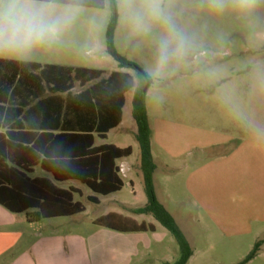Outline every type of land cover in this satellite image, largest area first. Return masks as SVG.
<instances>
[{"label":"rangeland","instance_id":"1","mask_svg":"<svg viewBox=\"0 0 264 264\" xmlns=\"http://www.w3.org/2000/svg\"><path fill=\"white\" fill-rule=\"evenodd\" d=\"M116 2V49L141 65L151 78L148 109L152 126L158 129L160 146L156 145V149H164L155 186L159 199L176 216L194 250L187 264H236L257 241L263 240L264 225L256 218L264 216V168H215L214 202L210 210H204L197 208L185 192L187 177L176 174L177 168H192L191 157L177 155L191 149L192 142L204 144L232 136L228 146L210 149V158L227 153L243 140V157L249 165L258 163L253 161L259 159L253 149L264 147V0ZM55 5V15L61 18L57 39L28 50L5 48L0 50V57L99 67L106 72L117 69V61L106 51L110 0H105L102 9ZM129 118L132 115L126 121ZM160 119L167 130H159ZM103 142L131 145L135 151L127 163L140 160L138 142L130 132L112 131L107 140H96V144ZM121 166L125 167V162ZM32 176L48 177L62 188L73 185L81 189L75 200L81 201L86 211L49 221L61 232L95 231L100 227L94 223L96 218L110 210L119 211L113 199L129 200L133 207L146 202L142 178L136 179L137 197L132 199L124 168L126 187L113 198H102L78 181L57 182L40 167ZM89 195L98 197L101 203L90 201ZM146 217L157 224L165 240L156 244L151 232H147L152 251L146 249L145 241L138 244L139 252L131 256L128 264L177 260L180 251L173 235L152 215ZM227 225L230 231L222 228ZM122 243L125 242L117 245L129 246ZM260 251L248 264H264V248ZM125 261L121 255L119 263Z\"/></svg>","mask_w":264,"mask_h":264},{"label":"trees","instance_id":"2","mask_svg":"<svg viewBox=\"0 0 264 264\" xmlns=\"http://www.w3.org/2000/svg\"><path fill=\"white\" fill-rule=\"evenodd\" d=\"M45 2L102 9L105 0ZM110 3L112 14L106 33V51L120 68L132 69L138 78L132 116L138 128L136 140L141 152L140 166L147 202L134 208L133 213L152 215L177 241L178 259L165 264H187L193 255L192 246L174 216L159 201L155 188L157 166L151 150L152 129L146 103L151 78L141 65L117 51L115 31L119 14L116 0H110ZM27 74L30 77H26ZM102 75L100 69L0 58V205L12 213H25L29 222L69 217L86 210L81 201H75L74 194L78 191L74 188L58 187L46 177H31L36 166L50 173L55 181L76 180L97 194L108 195L122 189L124 183L117 160L130 156L133 148L108 143L96 145L95 141L97 137L106 138L107 132L120 122L123 93L134 86V80L130 74L120 71L113 72L108 78ZM93 79L98 81L80 94L70 92L74 81L87 83ZM22 83L45 84L50 92L35 105V110L43 108L49 116L39 127L25 125L26 114L31 112V108H25L30 103H15ZM64 92H68L65 97L60 95ZM88 199L97 202L96 197ZM94 223L124 233L155 231L151 223H138L116 213L101 216ZM263 243L264 240L257 241L248 255L236 264L251 261Z\"/></svg>","mask_w":264,"mask_h":264},{"label":"crops","instance_id":"3","mask_svg":"<svg viewBox=\"0 0 264 264\" xmlns=\"http://www.w3.org/2000/svg\"><path fill=\"white\" fill-rule=\"evenodd\" d=\"M62 5H66V4H62ZM71 6H75V5H71ZM77 7H82V6H77ZM3 59L30 61V60H21V59H13V58H3ZM32 62H37V61H32ZM44 64H55V63H44ZM62 66H66V65H62ZM68 67H84L90 69L103 70L102 68L99 67H90V66L68 65ZM119 71L130 74L133 77L134 86L123 93L124 103L121 108V120L118 123V125L112 127L107 132L106 138L101 139L97 137L96 140L97 139L103 141L107 140L109 134L112 131H118V130H120L121 132H130L136 138V133L138 131V128L133 116L132 118H129L126 121L127 117H130L132 115L133 97L138 84V78L136 73L132 69L120 68L118 65L117 69H114L110 72H106L105 70H103L102 77L108 78L113 72H119ZM34 73H38V72L35 71ZM26 77H30V74H27ZM97 81L98 79H93L85 83V81L76 80L74 81L73 87L70 89V92L74 95L80 94L85 89L95 84ZM77 87H79V89H77ZM149 88L147 90V94ZM41 93L42 95H40ZM67 94L68 92H64L61 93L60 95L65 97L67 96ZM147 94H146V103H147ZM49 95L50 92L48 91V88L45 84L43 85L39 83L37 85H29L27 83L20 84L15 103L18 105L20 104L25 105L28 102L30 103V105L25 108V109L31 108L30 114H26L25 117L27 121L25 125L27 127H32V128L39 127L40 125L45 124V122L48 121L49 118L48 113L44 112V110H42L43 108L35 110V105L40 99L44 97H48ZM147 112L152 129L151 150H152L153 159L157 166L156 169L157 171L159 168V160L161 161L163 157L164 149H160L158 147L156 149V145L160 146V139L158 137L157 127L152 126V120L148 109V103H147ZM158 123H159L158 127L160 131L163 128L164 130H167L166 124H164V120L162 121L160 119ZM211 140L212 141H209L208 143H204V144H200L197 141L192 142L191 149L183 151L179 155H177V157L182 155H190L191 157L192 168H177L176 174L187 177L186 180L188 179V181H187V185L185 184V192H187L189 197L192 199L193 204L197 208L201 207L204 210H210L211 204L214 202L215 195L212 186L216 181L214 177L215 168H264L263 146L261 145H259L258 147L255 146V148L253 149L255 157H259V159L253 160V161H258L256 166H254L252 165V163L249 165L247 159L243 157L245 156L243 155L244 154L243 147L245 145V142L243 140L237 143L236 146H234L232 149L227 150L226 151L227 153H222V155L215 154L214 157L210 158V152L213 149L216 150L217 147L228 146L227 144L228 143L230 144L231 141H233L232 136H229V138L223 140H217V139H211ZM102 144H107V143L103 142L96 145H102ZM108 144H114L115 146L120 148L131 146V145H124L122 143L119 144L108 143ZM131 147L133 148V153L128 157L118 159L117 164L120 166L122 179H123V168H124V172L127 174L129 180L128 185L132 193V199H135L137 197V186H138L136 179L142 178L143 180V175L141 171L140 160H137L135 163H127L128 159L134 154L135 151L134 147L133 146ZM140 156H141V152H140ZM122 162H125V167L121 166ZM37 167L40 166L34 167L33 172L30 173L31 177H40V176H32V174L35 171V168ZM63 182H67V181H63ZM154 182H155V174H154ZM123 183L124 185L122 189L117 192L108 195H101L97 193L94 194L99 195L102 198L116 197L125 189L126 182L124 181V179H123ZM69 188H74L75 190L78 191L76 193H79L81 195V189L79 187L71 185ZM69 188H64V189H69ZM75 194H74V199H75ZM90 196L95 197L94 195H89V197ZM96 198L99 201V203H101V200L98 197ZM75 201H79V200H75ZM112 201L119 208V211L110 210L101 216H105L110 213H116L124 217L133 219L138 223L141 222L151 223L155 226V231L151 232V237L153 238L155 243L161 244L165 240L166 236L164 233L160 234L158 232L157 224H155L152 220H150L151 218L146 217L151 215L133 213V209L138 207H133V203H131V201L129 200L116 198L113 199ZM159 201L167 208L166 204L163 201H161V199H159ZM146 202H147V197H146ZM146 202L144 203V205L146 204ZM167 210L174 216L177 223L179 224L176 216L168 208ZM52 219L53 218L43 219L33 224L27 220L25 213H12L9 210H7L5 207L0 205V264H104L103 260L106 261V264H120L119 261L121 255H123L124 259L126 260L123 264H128L131 261V256H134L135 254H137V252H139V247H137L138 244L145 241L147 243L146 249H148V251L150 252L152 251V247H153L152 242L150 240V237H148L147 232L124 233L101 226L89 234H81L78 232H70V231L61 232L57 230L56 228L57 225L55 227L50 225L49 221H51ZM223 220L225 221L226 219L223 218ZM256 221L264 225V216L256 218ZM239 222L240 221L237 222L235 221L234 223H239ZM234 226L240 227V224H234ZM222 228H224L225 231L229 230L228 225L222 226ZM220 233L226 236L225 232L221 231ZM262 235L263 233H260L261 238ZM260 237L258 236V238ZM263 240H264V236H263ZM121 242H125L122 244H126V245L129 244V246L127 248L126 247L121 248L117 245ZM262 248H264V243L261 246V249ZM193 256H194V250H193V255L191 256L189 261L193 258ZM113 261H115V263ZM161 261L163 264H165L166 262L171 263V261L168 260H161Z\"/></svg>","mask_w":264,"mask_h":264},{"label":"clouds","instance_id":"4","mask_svg":"<svg viewBox=\"0 0 264 264\" xmlns=\"http://www.w3.org/2000/svg\"><path fill=\"white\" fill-rule=\"evenodd\" d=\"M55 12L45 0H0V50H28L57 39L61 18Z\"/></svg>","mask_w":264,"mask_h":264},{"label":"water","instance_id":"5","mask_svg":"<svg viewBox=\"0 0 264 264\" xmlns=\"http://www.w3.org/2000/svg\"><path fill=\"white\" fill-rule=\"evenodd\" d=\"M147 88H148V82H147V85L145 86L144 90L146 91V90H147Z\"/></svg>","mask_w":264,"mask_h":264}]
</instances>
